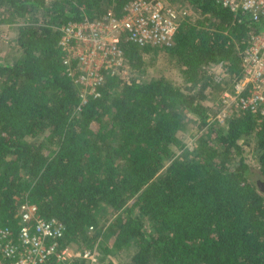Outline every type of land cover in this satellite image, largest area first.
I'll list each match as a JSON object with an SVG mask.
<instances>
[{
    "label": "trees",
    "instance_id": "1",
    "mask_svg": "<svg viewBox=\"0 0 264 264\" xmlns=\"http://www.w3.org/2000/svg\"><path fill=\"white\" fill-rule=\"evenodd\" d=\"M129 1L0 0V23L15 25L20 52L0 61V222L15 227L28 200L64 224L68 243L99 245L101 235L117 249L134 242L131 264H264V194L256 184L264 180V116L233 110L220 124L202 103L204 68L221 62L231 89L242 51L264 22L214 0H182L194 16L181 19L171 46L126 43L124 51L133 73L144 69L145 54L162 50L189 86L107 76L100 95L81 104L60 27L108 11L119 16ZM189 116L206 126V138L188 157H174ZM43 134L56 141L51 154L27 139ZM247 136L255 138L256 173L239 143ZM102 206L116 214L104 230Z\"/></svg>",
    "mask_w": 264,
    "mask_h": 264
},
{
    "label": "built area",
    "instance_id": "2",
    "mask_svg": "<svg viewBox=\"0 0 264 264\" xmlns=\"http://www.w3.org/2000/svg\"><path fill=\"white\" fill-rule=\"evenodd\" d=\"M170 1L130 0L119 16L108 11L99 18L68 21L60 27L67 75L79 89L81 104L100 95L99 87L107 76L127 79L132 74L124 51L126 43L139 47L172 45L179 23L188 13L187 8H178ZM214 1L264 22V0ZM218 108L213 119L220 124L230 110L264 116V31L248 40L239 75L232 80V88L222 92ZM14 216L15 227L0 222V264H102L98 240L92 246L71 247L64 224L55 217L41 216L34 203L24 200Z\"/></svg>",
    "mask_w": 264,
    "mask_h": 264
},
{
    "label": "rangeland",
    "instance_id": "3",
    "mask_svg": "<svg viewBox=\"0 0 264 264\" xmlns=\"http://www.w3.org/2000/svg\"><path fill=\"white\" fill-rule=\"evenodd\" d=\"M170 2L178 8H187V13H190V16H194V13L182 0H171ZM19 54L20 52L16 44L15 25L11 23H0V61L10 62ZM132 75L133 78L140 81L164 77L178 87L187 88V86H189V83H187L184 76L181 64L175 57L165 54L162 50H158L156 53L149 52L145 54L144 69L134 71ZM203 77L208 84L205 89L206 91L202 103L208 109L209 114L214 116L219 109L218 107L221 102L222 92L228 88H225L229 80L228 73L223 65L220 66L218 63L214 62L208 64L204 68ZM230 114H232L231 110ZM205 131L206 126H201L197 117H186L184 124L178 133L184 147L182 149L175 148L174 157H188L190 152L199 146L198 144L202 141L201 139L206 138ZM27 139L33 141L37 145H40L46 154H51L52 150L56 147L55 139H50L46 134L34 138L28 137ZM239 143L244 148V156L251 171L256 173L258 170V154L255 138L253 136H247L245 138H241ZM168 163L169 160H165L162 171L167 167ZM131 204L132 200H129L127 206H130ZM98 212L100 217L99 223L100 226L104 227L102 229L104 230L116 214L106 206H102V209ZM133 213L141 218L147 228L152 227L153 224L146 217L140 216L136 210H134ZM99 240L98 250L102 264H131V257L137 249V245L134 242H132L129 246L117 249L113 246L112 236L101 235L99 236ZM75 246L79 247V245H76L75 243L71 244V247Z\"/></svg>",
    "mask_w": 264,
    "mask_h": 264
},
{
    "label": "water",
    "instance_id": "4",
    "mask_svg": "<svg viewBox=\"0 0 264 264\" xmlns=\"http://www.w3.org/2000/svg\"><path fill=\"white\" fill-rule=\"evenodd\" d=\"M256 184H257L258 190L264 194V180L258 179L256 181Z\"/></svg>",
    "mask_w": 264,
    "mask_h": 264
}]
</instances>
